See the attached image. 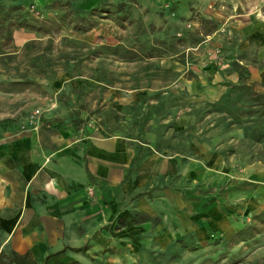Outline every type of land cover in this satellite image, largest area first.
<instances>
[{
  "label": "rangeland",
  "instance_id": "obj_1",
  "mask_svg": "<svg viewBox=\"0 0 264 264\" xmlns=\"http://www.w3.org/2000/svg\"><path fill=\"white\" fill-rule=\"evenodd\" d=\"M40 116L135 149L54 264H264V0H0V126ZM151 153L178 168L138 174Z\"/></svg>",
  "mask_w": 264,
  "mask_h": 264
},
{
  "label": "crops",
  "instance_id": "obj_2",
  "mask_svg": "<svg viewBox=\"0 0 264 264\" xmlns=\"http://www.w3.org/2000/svg\"><path fill=\"white\" fill-rule=\"evenodd\" d=\"M52 123L21 133L0 126V250H29L37 260L65 245V227L111 220L135 154L127 135L74 133ZM141 161L138 174L148 170L164 178L166 168H178L175 157L168 166L156 153ZM50 235L55 248L46 244Z\"/></svg>",
  "mask_w": 264,
  "mask_h": 264
},
{
  "label": "trees",
  "instance_id": "obj_3",
  "mask_svg": "<svg viewBox=\"0 0 264 264\" xmlns=\"http://www.w3.org/2000/svg\"><path fill=\"white\" fill-rule=\"evenodd\" d=\"M20 24L27 25L29 24L25 19H21L19 21ZM40 122L44 124H52V121L48 120L47 118L40 116ZM145 218L142 217V215H137L132 214L129 218L128 221L131 223H136L138 221H142ZM126 218L123 216H119L117 218V221L119 223L125 224ZM66 249H71V250H84L85 249V244L82 245H77V246H70V245H64L62 248L52 251L47 253L43 259L37 260L34 258L29 250H26L24 252H18L14 249H1L0 250V264H54L53 261H51V258L60 252H64ZM66 264H80L77 259H71L68 261Z\"/></svg>",
  "mask_w": 264,
  "mask_h": 264
}]
</instances>
